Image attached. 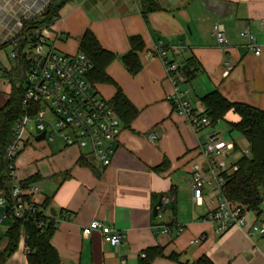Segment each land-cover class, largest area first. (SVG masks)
<instances>
[{"label": "crops", "instance_id": "obj_1", "mask_svg": "<svg viewBox=\"0 0 264 264\" xmlns=\"http://www.w3.org/2000/svg\"><path fill=\"white\" fill-rule=\"evenodd\" d=\"M157 2L160 10L147 19L139 0H73L59 11L49 28L50 44L58 52L74 55L80 52L84 33L93 32L100 45L117 56L108 76L140 113L130 127L121 121L122 133L109 167L94 160L89 149L67 147L62 139L38 141L41 134L30 126L15 161L16 181L39 177L40 193L34 200L38 205L50 200L49 213H44L56 220L51 244L62 264H142V256L157 248L164 258L155 257L150 264H174L167 259L172 254L190 261L206 256L214 264H264V239L250 237L238 227L217 235L206 221L207 207L193 203L190 166L199 161L198 146L205 143V132H194L176 114L165 67L149 56L162 42L176 63L195 61L196 78L182 89L188 91L186 97L197 113L205 111L200 98L213 91L230 103L264 111V0ZM215 23L226 26V47L219 46L212 34ZM245 23L262 48L260 57L241 38ZM134 36L145 44L137 75H131L120 60L130 52L129 39ZM176 47L182 48L180 54L173 52ZM8 57L0 53V109L11 93L3 70L16 66ZM227 64L232 69L225 76ZM92 86L108 103L117 92L110 84ZM151 135L157 136L155 142ZM167 198L173 202L166 204ZM161 200L163 206L155 215ZM93 221L122 236L118 252L100 233L83 237V228ZM166 228L171 232L163 234ZM196 239L199 244L192 245ZM8 264L29 263L18 251Z\"/></svg>", "mask_w": 264, "mask_h": 264}, {"label": "built area", "instance_id": "obj_2", "mask_svg": "<svg viewBox=\"0 0 264 264\" xmlns=\"http://www.w3.org/2000/svg\"><path fill=\"white\" fill-rule=\"evenodd\" d=\"M50 2L0 0V49L11 46L13 50L9 60L15 64L21 61L26 67V89L22 100L26 112L16 124L13 142L6 150L7 159L11 162L12 204L9 205L6 196L0 195V226L8 221L10 212L17 218L31 217L38 229H43L46 224V215H40L42 210L34 200L40 193L39 186L32 184L23 187L16 181L15 159L26 141L30 126H34L39 134L46 133L45 139L50 142L62 139L67 147L89 149L91 157L103 167L112 164L115 144L122 133L120 118L88 79L93 70L91 60L81 52L74 55L58 52L50 44L49 28L26 27L44 15ZM261 26L264 29V23ZM212 34L219 46L228 45L225 25L213 24ZM241 38L247 41L248 48L256 57L261 56L262 48L257 45L248 23L243 26ZM173 52L180 54L182 48L176 47ZM149 56L160 59L165 67L173 87L171 100L176 114L184 117L194 132H205L206 141L198 146L199 161L190 166L193 203L207 207L206 221L214 225L217 235L222 236L238 227L250 237L264 239V214H255L228 197V183L239 171L238 161L251 157L250 148L222 139L217 131L211 130L214 127L204 113L195 112L186 97L188 91L182 89L187 78L181 72L180 64L169 58V50L162 42L155 46ZM231 69V65L227 64L225 76L229 75ZM36 105L40 106L37 110L34 108ZM149 139L155 142L157 136L151 135ZM172 202L171 198L165 200L166 204ZM95 232L100 233L118 252L122 236L115 229L93 221L83 228L82 235L88 238ZM170 232L171 229L166 228L163 234ZM26 239L22 234L18 247L24 258L28 254ZM199 242L196 239L191 244L198 245ZM142 257L145 258V255Z\"/></svg>", "mask_w": 264, "mask_h": 264}, {"label": "trees", "instance_id": "obj_3", "mask_svg": "<svg viewBox=\"0 0 264 264\" xmlns=\"http://www.w3.org/2000/svg\"><path fill=\"white\" fill-rule=\"evenodd\" d=\"M73 0H51L48 13L36 18L27 24V28H50L58 19L59 11ZM142 8V15L147 19L150 13L160 10L157 0H139ZM131 50L121 57V61L131 75H137L141 68L139 53L145 48L144 41L140 36L129 39ZM79 51L84 53L92 62L93 70L88 79L92 84H110L116 87L115 96L109 101V105L123 122L125 127H130L132 122L139 115V110L128 100L122 90L108 76V67L117 60V56L105 50L91 31H86L79 43ZM180 70L185 74L187 83L196 78L199 66L194 60L180 65ZM25 65L19 61L11 70H3V74L11 85V93L6 105L0 109V195L7 197L9 205L12 204L10 190L13 182L10 177L11 162L7 159V148L14 139L15 127L20 118L25 114L26 109L22 104L25 93ZM204 107V115L215 127L220 122H226L232 132L239 133L246 141L251 150V157L241 158L238 161L239 171L228 183V197L245 206L255 214L261 213V206L264 203V111L247 104L230 103L218 91H213L200 98ZM39 105L34 106L35 110ZM233 115V121H227ZM20 153H18L17 157ZM16 157V159H17ZM15 159V160H16ZM39 177H32L21 182L23 187L37 184ZM50 206L47 199L39 208L41 216ZM46 224L43 229H38L31 217L17 218L10 212L7 222L10 228L5 232L6 245L0 252V264H7L18 251L22 234L26 239L28 249L27 261L29 264H62L58 252L51 244L52 237L56 231V220L54 217H46ZM155 257L164 258L161 249H151L146 252L142 264H150ZM174 264H214L208 257L203 256L197 260H182L180 255L172 254L168 258Z\"/></svg>", "mask_w": 264, "mask_h": 264}, {"label": "rangeland", "instance_id": "obj_4", "mask_svg": "<svg viewBox=\"0 0 264 264\" xmlns=\"http://www.w3.org/2000/svg\"><path fill=\"white\" fill-rule=\"evenodd\" d=\"M12 50H13V48L11 46H7V47L1 49L0 53L2 55L8 54L10 56ZM59 52L64 53V51H61L60 49H59ZM8 59H9V57H8ZM231 117H234V116L233 115L229 116L227 118V121H229V122L233 121L231 119ZM211 130L217 131L220 134V137L224 140L237 142L243 148L248 147L246 141L242 138V136L237 132H232L226 122H220L218 125H216ZM47 210L48 209L45 210L46 215L49 213V211H47ZM261 212L264 214V203L261 206ZM9 228H10L9 222H5L2 226H0V252L4 249V247L6 245V242L4 239V234Z\"/></svg>", "mask_w": 264, "mask_h": 264}, {"label": "water", "instance_id": "obj_5", "mask_svg": "<svg viewBox=\"0 0 264 264\" xmlns=\"http://www.w3.org/2000/svg\"><path fill=\"white\" fill-rule=\"evenodd\" d=\"M48 13V8L47 10L45 11L44 15H46ZM46 137V133H42L40 136L37 137V140L38 141H41V140H44ZM163 206V201L161 200L158 205L155 207L154 209V214L157 215V210L158 208L162 207ZM51 213H53L54 216H56V214L54 213V210H51Z\"/></svg>", "mask_w": 264, "mask_h": 264}]
</instances>
